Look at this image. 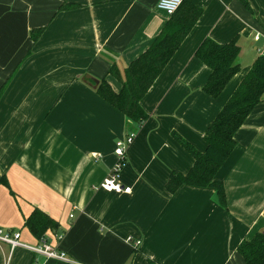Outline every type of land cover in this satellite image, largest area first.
<instances>
[{
    "label": "crops",
    "instance_id": "1",
    "mask_svg": "<svg viewBox=\"0 0 264 264\" xmlns=\"http://www.w3.org/2000/svg\"><path fill=\"white\" fill-rule=\"evenodd\" d=\"M158 1L0 0V230L25 245L0 242V264H245L238 245L264 232V97L216 174L225 208L213 189L165 187L193 165L172 134L204 152L206 129L263 54L264 0H190L202 15L140 102L148 118L118 174L130 192L98 189L133 130L83 77L120 90L108 57L124 68L150 46L169 18ZM207 38L240 46V71L216 99L194 56ZM34 209L57 222L46 243L71 262L29 249L39 243L23 227Z\"/></svg>",
    "mask_w": 264,
    "mask_h": 264
},
{
    "label": "trees",
    "instance_id": "2",
    "mask_svg": "<svg viewBox=\"0 0 264 264\" xmlns=\"http://www.w3.org/2000/svg\"><path fill=\"white\" fill-rule=\"evenodd\" d=\"M71 5H61L65 11ZM202 15V9L190 0H182L178 10L169 16L159 34L150 46L124 68H120L112 57L108 75L117 80L121 88L115 92L105 78L97 80L89 76L84 82L105 103L119 111L127 121L128 129L136 131L147 120L148 115L140 102L156 79L174 56ZM43 28L30 32V40L36 43ZM240 46L234 38L226 44H218L207 38L195 51V58L210 71L203 91L213 99L219 97L229 81L240 71L237 59ZM6 84L2 86L4 90ZM264 97V52L253 63L240 84L223 105L203 135L205 151L195 147L176 133L172 139L193 159V165L185 173H171L166 191L175 193L180 187L187 186L215 190L221 207H226L224 187L216 180V174L231 155L236 146L235 134L242 127L254 108ZM1 184L8 187L5 180ZM23 227L37 240L45 239L48 231L54 232L58 224L46 213L34 209L24 220ZM245 264H264V232L256 233L250 240L242 241L237 249Z\"/></svg>",
    "mask_w": 264,
    "mask_h": 264
},
{
    "label": "built area",
    "instance_id": "3",
    "mask_svg": "<svg viewBox=\"0 0 264 264\" xmlns=\"http://www.w3.org/2000/svg\"><path fill=\"white\" fill-rule=\"evenodd\" d=\"M182 0H159L157 9L170 16L175 13L181 5ZM135 137L134 133H129L124 139L117 141L114 148V155L116 158L115 164L98 189L105 192L113 193H129L130 188H123L118 180V174L126 163V151L129 145L133 142ZM20 235L18 233H5L0 230V242L8 244L11 250L18 247H25L19 241ZM61 236L57 237L60 240ZM129 241H131L129 239ZM138 242L135 243V246ZM29 249L36 255L42 256L45 259H55L63 262H71V260L64 254L52 248L46 243V239H41L37 246L29 247Z\"/></svg>",
    "mask_w": 264,
    "mask_h": 264
},
{
    "label": "rangeland",
    "instance_id": "4",
    "mask_svg": "<svg viewBox=\"0 0 264 264\" xmlns=\"http://www.w3.org/2000/svg\"><path fill=\"white\" fill-rule=\"evenodd\" d=\"M131 133H134L135 134V131L131 132Z\"/></svg>",
    "mask_w": 264,
    "mask_h": 264
}]
</instances>
